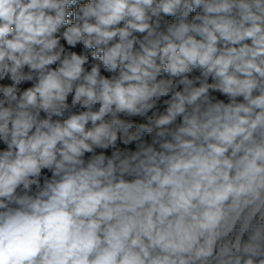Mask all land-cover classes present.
Instances as JSON below:
<instances>
[{"label": "clouds", "instance_id": "clouds-1", "mask_svg": "<svg viewBox=\"0 0 264 264\" xmlns=\"http://www.w3.org/2000/svg\"><path fill=\"white\" fill-rule=\"evenodd\" d=\"M67 3L68 0H63ZM153 0H135L134 5H129L128 0H116L101 8L107 15L99 16V23L110 26L118 23L124 16L130 15L136 21H143L145 12L138 7L141 3L151 5ZM182 0H168L163 4L162 11L166 15H175ZM196 7L203 6L204 17L201 27L181 24L172 36L178 43L173 42L169 36H164L166 44L161 47L160 41H149L141 45L142 55L133 56L126 52L124 47L116 45L105 54V64L112 68L117 66V60L127 64L131 76L124 75V81L135 80L143 83L144 77L154 78V74L146 69L155 68V59L163 63L168 61L167 70L173 74L186 70L188 64H199L207 67L209 72L222 79L221 90L224 94L243 96L248 101L247 105L225 107L219 106L205 113L206 120L198 124L197 117H185L188 128L183 132L196 137L198 132L207 131L204 139L221 142L225 147L209 145L210 151L202 159L192 161V167L199 168L192 179L196 180L205 172L214 170L219 164V157L232 146L236 151L243 150L244 155L237 166V181L246 182L255 191L250 193L246 204H252L260 199V190L264 189V150H256L246 145L252 142L257 132L264 137V0H193ZM56 0H0V43L7 46L11 52H20L27 43H33L36 36L55 30L56 24L61 22L63 12L58 13L55 23L50 16H46L43 9H57ZM186 17L191 6L184 4ZM96 15L95 11H91ZM89 15V11L85 12ZM133 29L146 32L148 25L143 23H130ZM88 34L97 33L106 43L115 32L101 31L99 27L85 25ZM193 31L202 37L198 42L193 36L188 35ZM129 32L122 30L121 38ZM151 35V32H149ZM11 36L12 39H6ZM72 42L71 40L69 41ZM101 40H97L99 44ZM223 42L221 47L218 45ZM54 43V42H53ZM89 44L88 41L85 42ZM47 44L46 47H51ZM131 48V44L128 45ZM5 53L0 51V60ZM9 58H12L9 55ZM27 59V57H26ZM44 61V63L51 62ZM79 61L73 65L66 64L64 75L75 78L79 75ZM156 71H159L157 68ZM92 84L96 83L94 77H89ZM52 90L60 91V85L53 76H49L43 83V94H51ZM202 87L191 96L185 98L177 94L178 102L173 104L169 114L160 119L158 124H167L177 114L185 111V102L193 103L206 91ZM110 89L104 85V107L99 115H93L92 121L98 120L107 110L108 104L113 102V97L108 95ZM259 95L253 97V92ZM156 92L153 88L147 91L143 88L124 89L118 83L115 90V101L120 109L135 110L134 105L138 99L147 98ZM85 90H79L84 94ZM88 99H93L91 91L86 93ZM31 99V98H30ZM83 120V118H81ZM86 122V121H83ZM28 127L25 125V128ZM71 129L83 132L82 123L76 119L70 122ZM71 132L56 131L51 139L37 140L30 145L33 151L43 144L42 156L39 161L26 164L29 173L39 174L44 168L54 169L53 177L38 193L30 190L17 197L14 195L21 173L3 179L0 183V264H189V259L212 257L216 264H264V234L256 232L241 242L238 237L234 243L215 247V239L207 240L205 250L195 251L189 256L193 244L187 246L183 242L169 244L165 236L153 238L158 223L162 222L164 215L175 214V208L165 207L166 198L170 201L179 198L183 185L173 184L167 179H162L165 164L162 154L153 148H145L134 152L130 156L121 158L116 156L107 161L98 158L96 164L89 165L87 170L77 169V157L80 154L76 144L66 143L67 151L61 154L58 161L51 151L57 140L71 136ZM94 143L103 144L102 137L108 144H114L117 134L109 131L106 126L97 128L95 133H88ZM128 139H135L129 137ZM128 139L124 140L125 144ZM103 146H107L106 144ZM187 142L184 147H191ZM87 148V145L80 144ZM165 148L171 145L165 144ZM20 152L25 151V145L20 144ZM201 152L204 150L201 149ZM210 161V163H208ZM223 163L229 168L232 165L228 160ZM243 166V170L239 167ZM169 172L183 176L187 166L179 165L168 169ZM132 177L130 182L116 179L122 175ZM37 186L38 183H37ZM28 189L29 185H24ZM241 194L245 193L240 189ZM158 214L160 221L156 220ZM178 227V225H177ZM141 237L148 238L151 243L145 245ZM195 237L192 238L195 241ZM163 253L153 258L150 249ZM138 249V250H136Z\"/></svg>", "mask_w": 264, "mask_h": 264}, {"label": "rangeland", "instance_id": "rangeland-1", "mask_svg": "<svg viewBox=\"0 0 264 264\" xmlns=\"http://www.w3.org/2000/svg\"><path fill=\"white\" fill-rule=\"evenodd\" d=\"M56 2L59 4L57 9H43L46 16L52 18L53 23L58 13L63 12L61 22L56 24L54 31L36 36V42L27 43L20 52H11L6 45L0 43V51L5 53L4 58L0 60V183L3 179L15 176L16 172L21 173L14 193L19 197L29 190L38 193L46 182L59 179L53 177L54 169L44 168L39 174H32L28 172L26 164L39 161L42 156L44 145L33 151L30 147L32 143L37 140H44L46 143L47 139L53 138L57 130L61 133L68 131L72 135L57 140L51 151L59 161L62 158L61 154L68 150L65 142L76 144L80 151L77 157L79 163L75 166L77 169L87 170L89 165L96 164L98 158L103 157L105 164L97 165L102 170L106 167L107 161L117 155L123 158L145 148H153L162 154L165 158V164L161 166L165 169L162 179H167L173 184H182L184 187L179 198L170 201L166 198L165 207L175 208V214L164 215L163 221L158 223L156 231L152 234L153 238L164 235L165 242L170 245L183 242L187 246L192 243L193 249L189 252L191 256L195 251L203 252L207 240L213 238L216 249H219L223 245L234 243L238 237L242 238L243 242L256 232L264 234V189L260 190V199L252 204H246L255 187L250 188L246 182L236 179L237 166L244 155L243 150L236 151L233 155V147L228 146L224 155L218 158L219 164L214 170L205 172L203 176L193 180V175L203 167V164L192 167V161L207 156L210 151L209 145L217 147L225 145L213 138L204 139L206 132L211 129L198 132L196 137L182 131L189 127L185 123V117L190 119L195 116L198 124L203 123L206 120L204 114L216 106L223 110L225 107L247 105L248 101L243 96L233 97L224 94L219 90L222 79L198 63L188 64L185 71L173 74L167 70V60L162 63L156 58V67L146 69L154 74V78L144 77L143 83H140L135 80H123L124 75H132L127 68L129 61L121 62L118 59L115 68L104 62L105 54L118 44L123 46L126 52L137 56L143 54L141 45H147L149 41H160V46L163 47L166 44L163 41L164 36H169L173 42L178 43L172 32L181 24H186L190 28L201 27L203 21L197 17H204L203 6H194L193 0H182L175 15H166L162 11V6L168 0H153L150 6L143 3L138 5L145 12L143 21H136L126 14L118 23L104 26L99 23V16L107 13L101 12V8L114 4L116 0H68L67 3L56 0ZM128 3L130 6L134 5L135 0H128ZM185 3L191 6L186 17L183 15ZM86 11H89L87 16ZM91 11L97 14L92 15ZM130 23L147 24L148 31H137L129 26ZM86 24L90 27H99L102 32H115L116 35L105 43L99 34H88L85 31ZM122 30L129 32L123 39L120 36ZM188 35L193 36L198 42L202 41V37L193 31ZM97 40L101 42L97 44ZM86 41L89 44H86ZM47 44L52 46L46 47ZM129 44L131 48L128 47ZM222 44L223 42L218 47ZM9 55L12 58H9ZM53 57L51 62L44 63ZM76 61L80 62L79 75L75 78L65 76L66 64L73 65ZM157 68L159 71H156ZM53 74L60 85V91L52 90L51 94L42 95L43 83ZM89 77H94L96 83L92 84ZM105 82L110 89L108 95L113 97V102L109 103L108 110L93 122L91 117L99 115L105 104L103 100ZM118 83L124 89L146 87L147 91L155 88L156 92L147 98L138 99L134 105L135 110L120 109L114 95ZM202 87L207 90L193 103L185 102L183 113L177 114L167 124L157 123L167 116L173 104L178 102L177 94L187 98ZM81 88L85 93L80 94L78 99ZM89 91L94 97L91 100L86 95ZM259 94V91H254L252 95L256 97ZM73 119L82 123L83 132L71 129L70 122ZM25 125L28 127L25 128ZM102 126H106L110 132H116L118 138L114 144H108L103 137L101 138L103 144H97L87 136ZM129 137L135 139H128ZM126 139L127 144L123 142ZM187 142H191L192 146L185 148ZM81 143L88 147H80ZM20 144L25 145L23 153L20 152ZM105 144L107 146H103ZM165 144L171 147L165 148ZM246 145L256 150H264V137L257 132L253 141L246 142ZM201 149L204 151L201 152ZM225 159L232 168L223 163ZM176 165L181 168L187 166L183 176L168 171ZM239 170L242 171L243 166H240ZM116 179L130 182L132 177L125 174L118 175ZM26 183L29 185L28 189L24 187ZM240 189H244L249 195L241 194ZM160 215H157V221H160ZM193 237L196 238L195 241L192 240ZM141 242L145 245L151 243L146 237H141ZM150 255L163 259L166 253L156 248L150 249ZM129 261L133 264L131 256ZM189 264H216V260L202 256L200 259H189Z\"/></svg>", "mask_w": 264, "mask_h": 264}]
</instances>
